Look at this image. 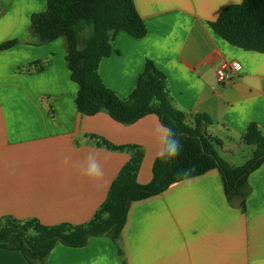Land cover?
<instances>
[{"label":"crops","instance_id":"0c3cea01","mask_svg":"<svg viewBox=\"0 0 264 264\" xmlns=\"http://www.w3.org/2000/svg\"><path fill=\"white\" fill-rule=\"evenodd\" d=\"M134 2L147 35L115 36L113 54L99 67L104 84L128 98L152 61L166 76L175 107L189 116L208 115L213 124L207 131L221 141L218 155L241 166L233 158L246 145L250 124L264 133V54L230 45L209 26L241 0ZM46 11V0H0V44L21 41L0 52V224L6 218L85 224L134 148L144 152L141 185L152 180L157 159L158 116L125 125L106 112L79 113L66 39L38 44L33 34V17ZM233 63L241 69L228 70L231 82L220 84L217 71ZM89 152H97L103 165L97 182L80 171ZM248 182L245 208L240 197L228 200L217 169L174 184L130 205L118 242L104 235L83 248L58 243L47 264H264V163ZM0 264L29 262L21 251L0 248Z\"/></svg>","mask_w":264,"mask_h":264},{"label":"trees","instance_id":"16d2710c","mask_svg":"<svg viewBox=\"0 0 264 264\" xmlns=\"http://www.w3.org/2000/svg\"><path fill=\"white\" fill-rule=\"evenodd\" d=\"M47 11L32 19L38 44L65 38L67 64L71 78L79 86L76 107L85 116L106 112L125 125L148 115H156L161 124L173 128L182 151L171 162L157 158L152 180L138 182L144 152L135 149L133 157L121 168L107 197L93 218L82 225L61 223L45 225L38 219L6 218L0 224V248L21 251L29 264H47L58 243L70 248L85 247L92 237L108 235L118 242L126 225L128 210L134 202L157 196L172 185L219 170L229 201L245 199L249 194V176L264 163V133L252 123L243 137L254 148L252 157L241 166H230L217 152L221 141L210 135L213 124L206 114L189 116L177 109L166 76L152 61H147L136 86L122 99L108 88L99 73L101 62L113 52V40L120 32L136 39L147 35V27L134 0H46ZM214 33L230 45L264 54V0H241L226 7L216 21L209 23ZM88 34L84 36V33ZM20 40L0 44V52L16 47ZM110 149L122 150L107 142ZM105 213H108L105 217ZM120 256L123 251L118 248Z\"/></svg>","mask_w":264,"mask_h":264},{"label":"clouds","instance_id":"9594fccd","mask_svg":"<svg viewBox=\"0 0 264 264\" xmlns=\"http://www.w3.org/2000/svg\"><path fill=\"white\" fill-rule=\"evenodd\" d=\"M156 139L158 142L156 156L164 162H171L182 151L179 138L174 133L173 128L159 124L156 129ZM97 152H89L84 162L80 165L82 175L89 182H97L104 176L103 165L98 158ZM107 217L108 213L104 214Z\"/></svg>","mask_w":264,"mask_h":264},{"label":"built area","instance_id":"2783aa9c","mask_svg":"<svg viewBox=\"0 0 264 264\" xmlns=\"http://www.w3.org/2000/svg\"><path fill=\"white\" fill-rule=\"evenodd\" d=\"M241 69V65L239 63L233 64H224L217 71V76L220 84H227L231 82V76L229 75V71L238 72ZM229 70V71H228Z\"/></svg>","mask_w":264,"mask_h":264},{"label":"rangeland","instance_id":"374dc122","mask_svg":"<svg viewBox=\"0 0 264 264\" xmlns=\"http://www.w3.org/2000/svg\"><path fill=\"white\" fill-rule=\"evenodd\" d=\"M87 34L88 33L85 32L84 36ZM253 150L254 148L252 146L242 145L240 148H238V152L233 158V162L237 165H243L249 158L252 157Z\"/></svg>","mask_w":264,"mask_h":264}]
</instances>
